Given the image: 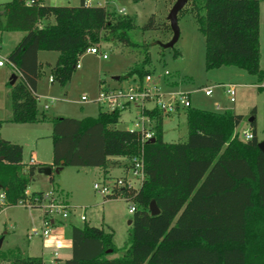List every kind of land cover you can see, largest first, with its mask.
I'll use <instances>...</instances> for the list:
<instances>
[{
  "label": "trees",
  "instance_id": "trees-1",
  "mask_svg": "<svg viewBox=\"0 0 264 264\" xmlns=\"http://www.w3.org/2000/svg\"><path fill=\"white\" fill-rule=\"evenodd\" d=\"M189 1L205 38L206 69L234 66L264 81L261 0ZM159 25L152 15L142 28H170L167 23ZM135 27L134 16L84 0L74 6L48 5L43 0L0 3V31L24 33L7 56L19 74L11 85L10 121L53 124L51 165H29L23 160L22 145L0 138V193H4L0 211L21 201L41 200L44 191L28 194L27 190L36 172L43 173L46 166L99 167L106 178L110 165L118 162L113 156L130 159L143 148L142 184L108 196L135 205L125 246L117 247L113 231L104 227L72 224V255L63 264H264V152L255 128L249 140L235 133L241 115L234 110L192 105L185 109L187 140L167 142L164 115L154 109L148 112L155 120L154 140L142 143L140 132L116 127L121 110L99 107L96 117L49 118L39 107L37 85L44 72L40 51L59 53L48 67L52 83L64 87L88 48L102 41L131 44L128 31ZM148 61L146 55L118 80L143 79L150 73L145 69ZM251 123L255 126V120ZM152 201L159 208L156 215L150 212ZM119 251L123 253L114 256ZM0 264L45 261L42 256L24 255L18 247L0 248Z\"/></svg>",
  "mask_w": 264,
  "mask_h": 264
},
{
  "label": "rangeland",
  "instance_id": "rangeland-1",
  "mask_svg": "<svg viewBox=\"0 0 264 264\" xmlns=\"http://www.w3.org/2000/svg\"><path fill=\"white\" fill-rule=\"evenodd\" d=\"M11 0H0L6 3ZM79 0H47L48 5H78ZM97 1V0H96ZM101 3L104 0H99ZM103 1V2H102ZM177 0H106V4L114 10L123 9L127 15L134 16L137 27L130 29L128 35L131 44L124 42L102 41L97 46L102 55L85 52L80 58V67L66 86L50 81L48 64L54 65L58 59L57 51H40L39 61L43 64V75L38 81L37 93L39 107L49 118L72 117L82 119L96 117L98 104L94 101L100 89L105 86L122 85L128 87L142 81L138 76L123 80L115 77L126 74L131 68L140 65L148 56L145 69L153 75L149 85L157 84L163 93L186 92L191 95L192 105L207 110L232 109L241 115V122L235 129L240 139L243 132L256 129L259 141H264V81L244 69L234 66H223L207 70L205 66V38L198 28L191 2H187L178 16L180 36L173 47H165L173 37L168 15ZM118 12V11H117ZM155 15L156 23H167L170 28L144 30L142 27L149 18ZM23 32L0 31V59H5L23 37ZM260 66L264 69V0L260 2ZM176 53H178L176 55ZM168 73V74H167ZM11 68L0 67V138L23 146V160L37 158L34 165H47L53 161V141L51 122L19 124L11 122ZM222 85L236 86V101L231 102ZM261 86V88H259ZM213 87V94L207 96L202 90ZM82 96L88 100L82 101ZM216 102L221 104L219 109ZM139 109L132 105L122 111L116 127L131 129L135 127ZM251 119L255 120V126ZM164 139L167 142H183L187 140L188 126L185 110L180 113L164 116ZM118 159L111 169V175L104 177L99 167L65 166L60 173L53 172L52 180L44 173L36 172L29 185L30 191H54L57 196L72 207L70 219L79 226L85 222L92 226L104 227L114 233L117 247L125 246L133 213L129 212L131 202L123 197L112 198L100 194L94 188L95 182L112 184L120 177L132 178L131 172L119 167L128 163V157L113 156ZM136 186L138 183L136 182ZM86 214L87 221L81 220ZM42 216L40 207H27L21 204L6 206L0 211V240H4L1 249L6 251L20 248L26 255L40 256L44 251L42 240ZM70 219L66 220L69 221ZM65 221V222H66ZM38 229V233L34 229ZM119 251L114 256H119ZM47 263L53 255L47 254Z\"/></svg>",
  "mask_w": 264,
  "mask_h": 264
},
{
  "label": "built area",
  "instance_id": "built-area-1",
  "mask_svg": "<svg viewBox=\"0 0 264 264\" xmlns=\"http://www.w3.org/2000/svg\"><path fill=\"white\" fill-rule=\"evenodd\" d=\"M87 5H99L103 6L99 0H84ZM30 4V2H29ZM123 10L120 11L122 13ZM88 53L102 55L103 58H107L106 53H102L98 47H90L87 49ZM10 65L15 73L18 74L17 70L13 64L7 59H0V67ZM80 67V63L77 68ZM168 74V73H167ZM19 75V74H18ZM153 80L152 73H148L144 76L142 81L138 84H132L128 87L124 86H105L102 87L98 93L97 98L94 100L98 106H100L104 111H124L135 105L138 109V117L135 123V127L129 130L138 131L142 135V143L149 141L154 138L155 134V120L148 113L154 109H158L164 116H169L172 114L179 113L181 110H185L192 106L191 95L186 92H175L166 94L160 89L157 84L149 85ZM50 81L52 82V76H50ZM225 93L228 95L231 102L236 101V86L235 85H222ZM207 96L213 94V87H205L202 90ZM88 100L87 96H82V101ZM216 106L220 109L221 104L216 102ZM48 105L44 108L48 109ZM236 133V131H235ZM244 140H249L253 138L252 131L246 130L243 132ZM35 157L30 159V164H35ZM129 169L132 174V178L120 177L114 179L112 184L103 180V182H95L94 188L100 194L104 196H112L117 193L122 187H134L138 188L144 178H145V163L144 154L142 150L133 155L129 160ZM136 182L138 186H136ZM27 193L29 194L28 190ZM4 201V193H0V203ZM21 205L32 207L33 205H38V207L43 209L42 216V231L41 235L44 239H48L51 236V232L54 226L63 223L64 221L70 219L71 213L73 212L72 207L65 204L54 191L44 192L42 199H35L34 202L21 201ZM135 205L132 203L129 212L134 213ZM82 221H87L86 214L81 215ZM35 233H38V229H34ZM54 260V259H53ZM51 262V260H50ZM53 262V261H52ZM54 263V262H53Z\"/></svg>",
  "mask_w": 264,
  "mask_h": 264
},
{
  "label": "crops",
  "instance_id": "crops-1",
  "mask_svg": "<svg viewBox=\"0 0 264 264\" xmlns=\"http://www.w3.org/2000/svg\"><path fill=\"white\" fill-rule=\"evenodd\" d=\"M80 1L81 0H79L78 2L80 3ZM43 2L45 4L48 3L47 0H43ZM106 3H107L106 0H104L102 5H108ZM121 10H123V9H119L117 11L120 12ZM123 12H125V11L123 10ZM39 54H40V52H39ZM8 66L11 68L13 74H16L18 79H19V75L17 73H15V71L13 70V68L10 65H8ZM3 67H5V66H3ZM116 80H118V79H116ZM37 89H38V85H37ZM225 109H227V108H225ZM225 109H220V110H217V111H223ZM35 160H36V163H37V158L36 157H35ZM113 160H115V159H113ZM116 161H118V159H116ZM24 162H26V161H24ZM26 163H28L29 165H34V164H30V160L28 162H26ZM49 164L51 165L52 162H50ZM116 167H114V164L110 165V167L108 169L109 172L107 174V177L111 175V172H110L111 169L116 168ZM129 167H130L129 163H123L122 166L119 167V168L128 173V172H130ZM28 192L30 193V192H33V191H30L28 189ZM72 224H75V223L71 219L69 221H66V222L64 221L63 223L57 224L56 226L53 227L52 232H51V236L48 239H44V237H42L44 251L42 252V254L40 256H42L44 258L45 264H48L47 263V257H48L47 254L53 255V258H49L51 260L50 264H63L64 260H66V259L71 257V255H72L71 225ZM3 242H4V240H3ZM24 255H26V254L24 253Z\"/></svg>",
  "mask_w": 264,
  "mask_h": 264
},
{
  "label": "water",
  "instance_id": "water-1",
  "mask_svg": "<svg viewBox=\"0 0 264 264\" xmlns=\"http://www.w3.org/2000/svg\"><path fill=\"white\" fill-rule=\"evenodd\" d=\"M187 2H188V0H177L169 12L168 20L170 22V26H171V29L173 31V37H172L171 41H169L167 44H165V47H173L179 39L180 28H179V24H178V21H179L178 16H179L180 11L187 4ZM115 78L118 79L119 76H117ZM17 79H18L17 75L13 74L11 77L10 84L14 85L15 82L17 81ZM253 120L254 119H251L250 121L252 122ZM153 140H154V138L150 139V141H153ZM259 147L264 152V141L259 142ZM63 168H64L63 165H60V166L55 167V168H52L50 166H46L43 170V173L47 176H50L53 172L60 173ZM150 212L152 215H156L159 213V208H158L155 201L151 202ZM129 224H132V220L129 221ZM2 242H3V239L0 240V248L2 246Z\"/></svg>",
  "mask_w": 264,
  "mask_h": 264
}]
</instances>
